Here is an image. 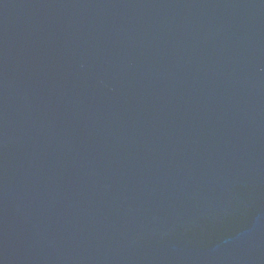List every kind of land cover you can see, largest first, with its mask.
I'll list each match as a JSON object with an SVG mask.
<instances>
[{"label":"water","instance_id":"1","mask_svg":"<svg viewBox=\"0 0 264 264\" xmlns=\"http://www.w3.org/2000/svg\"><path fill=\"white\" fill-rule=\"evenodd\" d=\"M0 264H264V0H0Z\"/></svg>","mask_w":264,"mask_h":264}]
</instances>
